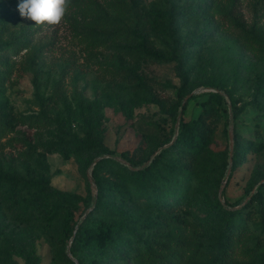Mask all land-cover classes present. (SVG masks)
Masks as SVG:
<instances>
[{
	"label": "rangeland",
	"instance_id": "374dc122",
	"mask_svg": "<svg viewBox=\"0 0 264 264\" xmlns=\"http://www.w3.org/2000/svg\"><path fill=\"white\" fill-rule=\"evenodd\" d=\"M19 3L0 0V264H80L62 222L71 210L80 225L93 208L96 160L116 159L131 169L149 164L173 145L181 122L198 118L218 83L224 84L223 101L210 104L219 110L218 129L202 148L193 189L180 203L186 224L169 225L188 244L177 247L182 258L170 255L169 263L206 264L205 249L226 229L216 207L252 202L257 219L244 227L228 264H258L264 251V0H71L56 26L22 17ZM189 8L197 12L167 25L171 11ZM123 27L136 33L109 35ZM123 66L147 78L162 104L114 75ZM178 89L188 95L179 97ZM88 136L94 144L67 155L44 149ZM138 146L145 148L143 163L132 166L128 156ZM41 176L79 201L57 210L52 202L24 215L1 177ZM135 210L154 222L164 211L144 202ZM125 264L161 263L143 258Z\"/></svg>",
	"mask_w": 264,
	"mask_h": 264
},
{
	"label": "trees",
	"instance_id": "16d2710c",
	"mask_svg": "<svg viewBox=\"0 0 264 264\" xmlns=\"http://www.w3.org/2000/svg\"><path fill=\"white\" fill-rule=\"evenodd\" d=\"M196 12L197 10L192 8L173 10L167 25L173 27L180 17H190ZM219 15L229 16L232 22L240 23L238 17L228 12L221 11ZM120 31L128 34L136 33L130 28L123 27L109 35L118 34ZM126 47L130 50L138 48L135 44ZM152 56L165 59L158 52L152 53ZM114 75L128 81L132 91L145 90L151 94L156 103L162 104L161 98L154 93L151 82L134 68L123 66L115 71ZM212 86L217 92L209 94L208 101L205 102L198 118L181 122L173 145L162 149L149 164L142 165L144 146H138L131 158L128 156L132 166L142 165V168L131 169L112 158H101L96 162L93 177L99 190L98 196L93 199V208H90V212L80 225H77L79 221H76L71 210H67L62 222V235L71 239V252L80 264H101L102 261L111 258L117 262L126 260L122 262L124 264L128 263V260L137 262L143 258L161 264H170V255L181 257L177 247L186 246L187 240L174 235L169 225L186 224L181 214L180 203L193 189L195 168L202 148L213 139L218 129L219 110L210 104L211 100L223 101L220 91L224 89V84L218 83ZM177 94L179 97L188 95L181 89L177 90ZM181 104L185 109V103L181 101ZM239 138L247 137L241 134ZM92 144L94 140L88 136L85 139L47 143L44 149L67 155L71 150L80 151ZM259 146L263 147L264 142ZM107 168L114 171L110 175L102 174V170ZM1 182L9 185L8 196L14 200L24 215L32 216L44 206L52 208L50 205L52 202L53 210L68 203L75 206L80 199L76 193L53 187L47 176L38 179L1 177ZM139 202L163 208L164 211L159 214V222L152 221L136 210L131 212L135 203ZM126 205L133 207L126 208ZM251 206L252 202L234 210L216 207V215L226 223V229L205 249L206 264H228L235 243L241 240L244 227L248 225L249 220L257 219L256 211ZM260 244L264 245V242ZM258 264H264V251L260 254Z\"/></svg>",
	"mask_w": 264,
	"mask_h": 264
},
{
	"label": "clouds",
	"instance_id": "9594fccd",
	"mask_svg": "<svg viewBox=\"0 0 264 264\" xmlns=\"http://www.w3.org/2000/svg\"><path fill=\"white\" fill-rule=\"evenodd\" d=\"M70 6L71 0H20L18 11L36 25L56 26L64 20Z\"/></svg>",
	"mask_w": 264,
	"mask_h": 264
},
{
	"label": "water",
	"instance_id": "95a60500",
	"mask_svg": "<svg viewBox=\"0 0 264 264\" xmlns=\"http://www.w3.org/2000/svg\"><path fill=\"white\" fill-rule=\"evenodd\" d=\"M185 103V102H184ZM230 139H231V154L233 153V150H234V144H233V139H234V136L233 134L231 133L230 134ZM99 160V158L96 160V162Z\"/></svg>",
	"mask_w": 264,
	"mask_h": 264
}]
</instances>
